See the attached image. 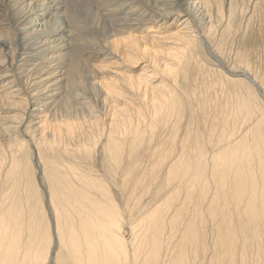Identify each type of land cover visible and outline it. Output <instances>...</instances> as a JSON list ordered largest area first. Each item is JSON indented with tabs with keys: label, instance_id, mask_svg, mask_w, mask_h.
I'll return each instance as SVG.
<instances>
[{
	"label": "rangeland",
	"instance_id": "obj_1",
	"mask_svg": "<svg viewBox=\"0 0 264 264\" xmlns=\"http://www.w3.org/2000/svg\"><path fill=\"white\" fill-rule=\"evenodd\" d=\"M70 2L80 20L72 33L80 38L69 47L67 62L77 64L89 87L68 88L70 93L58 100V114L46 111L31 125L23 122L27 106L0 95V219L8 209L16 210L15 230L0 235V264H78L72 253L76 225L89 233L101 264H133L134 258L151 264H234L231 255L225 260L218 253L221 233L230 241V232L215 230L221 224L216 209L222 205L211 198L214 193L226 201L236 195V183L243 189L252 184L251 210L264 211L256 201L264 198V186L256 181L264 177V119L259 122L264 116V0L229 21L225 14L222 23L212 26L187 30L183 18L175 17L130 21L114 30L105 27L107 39L93 25L102 5ZM3 18L1 13L0 31L10 35L14 30ZM141 39L145 44L136 51ZM35 49L6 59L0 88L12 76L2 77L3 70L15 75L13 86L32 74L39 63ZM64 115L79 119L70 122L61 119ZM215 174L223 180L221 195L214 190ZM116 232L113 243L108 237ZM250 234L238 263L246 257L247 264H264V236ZM157 251L162 260L156 262Z\"/></svg>",
	"mask_w": 264,
	"mask_h": 264
},
{
	"label": "bare ground",
	"instance_id": "obj_2",
	"mask_svg": "<svg viewBox=\"0 0 264 264\" xmlns=\"http://www.w3.org/2000/svg\"><path fill=\"white\" fill-rule=\"evenodd\" d=\"M69 1L70 0H1L0 1V4H1L0 5V9H1L0 10V16L2 13L4 16L3 22L5 24H7L8 27H11L12 30H14L12 32V34H10V35H9V33H4L3 31H0V67H4V63H5L6 59L10 58V59L14 60V58L19 53H23L24 51L26 52L28 49L33 48V47H36V49L33 52L35 53L34 55L39 59V63L36 65L29 63L30 65H28V66L33 65V68L31 69L32 74H29L27 77H25V79L22 81L23 84H21V82L18 78L20 85L13 86V84L17 82L15 75L12 72L4 71V70L1 72L2 77L9 76V74H11L12 76L10 75L11 80L9 82H7L1 86L0 90L2 93L0 92V95L4 98H8V99L17 98L21 101V104H18L20 107H22L24 105L27 106V109H25V107H24L23 122L26 120L28 125L33 124L34 119H36L37 115H40L46 111L48 112V114H51L53 116L58 114V112L56 110L58 107V100L63 99L64 97H66L70 93V90L68 88L72 87L73 85H74V87L75 86L79 87L80 85H85V86L89 87V83L87 82V76L85 78L82 77L84 75L80 74L81 71L77 70V64L74 63L73 65L70 66V63L67 62V58L69 61V59H70L69 56L70 57L72 56L71 53L69 52L70 51L69 47L70 46L73 47L72 44L73 43L76 44V40L80 38L79 35L77 36L74 33H72L73 31H75L74 30L75 24H76V26H78L80 24V20L78 18L77 12L75 10V5L72 4L71 2L69 3ZM72 1L74 3V0H72ZM96 1H97V8H98L99 4H101L102 7H101V9L95 10L94 13L96 16L93 15V18H94L93 25H94V28L96 27V31L102 32V34H100V33H98V34H100L101 37L104 39H107L104 37L105 33H103L105 27H109L110 29L114 30V29L119 28V27L129 26V25H127V23H129L130 21L131 22H139V23L151 22L152 20L154 22L155 21L165 22V20H163V18L175 17L177 21L179 20V18H183L181 23L184 26V28L187 30H193L195 28L194 25H197V24L200 25L201 27L212 26L214 23H222L225 20V14H227V19L229 21L231 18H233L236 15V13L238 11L241 10V11L246 12V10L251 6L252 2H254V1H256V3L261 2V0H96ZM4 2H6V3H4ZM140 2H142L144 5H141ZM81 4H82V1H81ZM83 5H85V4H83ZM76 9H77V5H76ZM78 13H79V11H78ZM12 15H14V18L12 17ZM190 25H192V27H189ZM8 27H7V30H8ZM75 29H77V27ZM131 38L132 37H128V39H131ZM143 41L144 40L141 39L140 41H137L135 43V50L136 51H139L143 47V45L145 44ZM91 44H93V47L97 46L93 42H91L90 45ZM78 46H80V45H78ZM28 62L29 61H25L24 64H28ZM69 62H71V61H69ZM8 68H11V66H9ZM8 68H6V69H8ZM27 68H29V67H27ZM25 70H26V68L24 67V71ZM244 77H246V75ZM246 78L248 80V77H246ZM93 79H96V78L94 77ZM252 83H253V81H252ZM103 86H105V85L100 86V88ZM106 86L108 88H110L109 86H111V85L107 84ZM106 86H105V88H106ZM93 87H94L95 92L102 94V92H100V91L98 92V88L94 84H93ZM12 88H14V89L11 90ZM107 92L108 91H106V94H107ZM261 93H263V92H261ZM42 94H44V95H42ZM262 95H260V98L264 100V96H262ZM82 96H83V94H82ZM84 96H85V94H84ZM52 98H58V99L56 102H54L51 105V103L49 101ZM81 99H84V98H81ZM8 105L11 106L12 104H8ZM75 105L80 106L81 103L76 102ZM246 114H248V113H246ZM60 117H61V119L64 118V119H67L69 121L71 120L70 122H75L76 120L79 119L76 116H74L73 118H70L66 115L60 116ZM242 118H243V115H242ZM263 119H264V116L259 118V122H262ZM51 121H57V120L52 119ZM51 121H48L46 119V123H48V124ZM23 122H22V125H24ZM249 122H250V120H249ZM54 123L58 128L59 123L58 124L56 122H54ZM230 124H232V123H228L227 127H229ZM64 125H65V123H64ZM19 127H20V124H19V126H17V128H19ZM235 134H236V132H235ZM224 136H225V134H224ZM232 136H233V133L231 134V137ZM256 139H258V138L256 137ZM249 140H252V142H253L254 139H249ZM249 140H248V142H249ZM223 141H225V139L221 140V142H217L216 144H214L213 148L220 146V145H223L222 144ZM248 150H250V149H248ZM246 156L248 157L249 155H246ZM250 157H252V156H250ZM253 159H255V158H253ZM263 159H264V157H263ZM216 161H218V160H214V162H213L214 170L216 167ZM260 168L262 169V166ZM263 169H264V167H263ZM257 171H259V170H257ZM245 172H246V170L244 169L242 171V174L244 175ZM247 173H248V171H247ZM257 178H258V176H257ZM165 179H167V178H165ZM225 179L227 181V177H225ZM222 181L223 180L221 179V176L219 174H215V179H214L215 188H214V190L216 189L218 191V192L216 191L218 195L222 194L221 187H220V185H222ZM226 181H224V182H226ZM256 181L259 183V185L264 186V177H262V178L259 177L258 179H256ZM228 182H230V180ZM252 182H253V179H252ZM254 187H255L254 185L250 184V186H249V184L246 183L245 187L243 189V184L236 183L235 184L236 195L234 192V196H231V197L229 196L228 198H226V201L225 200L223 201L222 198H219V196H214V193H213L212 198H211V200L213 201V204L216 201V205L218 204V202L222 205L221 210L216 209V211L219 214L218 217H220V220L218 222H220L221 224L218 227V229H215V228L214 229L217 231L220 230V231L225 232V230H226L227 232H230L228 235L230 241H228V238H226V234H225V239H224L223 234L220 232L221 233V239L218 242V245H219L218 246V248H219L218 253L222 254L223 257L225 258V260H227L226 257L231 255V260H232V263L234 262V264H239L238 259L241 255L240 251L244 248V245H246L247 240L248 239L252 240L251 234H250L251 230L253 231L254 236H255V231H259L264 236V211H262L261 213H258V214L257 213L253 214V211L251 210L252 205L249 203L250 198H249L248 192H250ZM258 189H259V187H258ZM262 189L263 188L260 186V190H262ZM232 190H234V188ZM237 194H238V201H236ZM181 195H183V194H181ZM189 195H190V193H189ZM189 195H187V196H189ZM2 196H5V195H2ZM187 196H185V198ZM210 196L208 198H210ZM10 198H11V196L9 197V199ZM165 198H167V197H165ZM175 198H176V196H175ZM6 199L8 200V198H6ZM215 199H217V200H215ZM19 200L21 202H24V198H22V199L19 198ZM179 200H180V198H179ZM256 201H257L258 205L264 206V198L259 196L256 199ZM208 202H209V200H208ZM211 205H212V203H210V206ZM214 207H215V205H214ZM208 208H210V207H208ZM14 214L16 216V210H13V208L8 209L7 211L1 213L0 225L4 228H0V235H3V234L7 235V234H9L15 230V229L13 230V228H12V226L15 225V224L12 225V223H14L13 219L15 218ZM40 214H41V212H40ZM213 215H215V213ZM209 216L210 215H208L206 217H209ZM212 219L208 218V220H211V221H212ZM6 221H8V224L6 223ZM26 221H27V214L24 217V223H26ZM184 221H185V219H184ZM3 222H5V223H3ZM212 222H214V221H212ZM163 223H165V222H163ZM164 225L159 226V228L162 231L164 230ZM172 225H173V223H172ZM212 225H213V223H212ZM90 226H93V225H90ZM187 226H188V228L189 227L191 228V225L188 224ZM227 226H230V227H227ZM59 227H60V225H59ZM76 227H77V225H76ZM76 227L72 228L73 229L72 234H75V235L74 236L72 234H70V235L73 236L72 246L74 248V251L72 253H75L76 258L78 259V264H101L103 257L100 256V253L95 254L94 245L92 243H89V233L88 232H82V231L79 232L78 227L77 228ZM239 227L243 228V230L241 232L239 230ZM99 228L102 229V226ZM170 228L172 229V227H170ZM92 229H93L92 231H97L98 227H92ZM119 229H120V227H119ZM60 230L64 231V229H62V228ZM15 233H17V232H15ZM70 235H68V236H70ZM118 235H119V233L116 232L115 234H110V236L108 238L110 240H113V243H115V242H118ZM20 236H21V234L19 235V237ZM162 237H163V235H162ZM152 240H154V239H152ZM19 242H20L19 244L21 245L22 244L21 238H19ZM64 242H65V239H63V238L60 239V241H59L60 244H63ZM144 242L145 241H143L142 243H144ZM206 244H208V243L206 242ZM170 247L171 246H169V248ZM159 248H160V245H159ZM151 251H153V250H151ZM159 251H160V249H159ZM159 251H157L158 252L157 255L159 254ZM207 252H208V249H207ZM216 252H217V250H216ZM153 254H154V252L150 256L152 257ZM243 256L245 257L246 255L244 254ZM243 256H242V259H243ZM99 258H100V261H99ZM134 259H135V261L132 262L133 264H151L152 263V262L149 263V260L147 263H142V262H139L136 258H134ZM166 259H167V257H166ZM158 260H160V261L162 260L160 256L155 261L157 262ZM162 263L165 264L166 260L163 261ZM242 264H247L246 257L242 261Z\"/></svg>",
	"mask_w": 264,
	"mask_h": 264
}]
</instances>
